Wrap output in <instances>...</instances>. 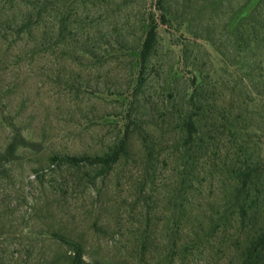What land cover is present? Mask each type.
Masks as SVG:
<instances>
[{"label": "rangeland", "instance_id": "374dc122", "mask_svg": "<svg viewBox=\"0 0 264 264\" xmlns=\"http://www.w3.org/2000/svg\"><path fill=\"white\" fill-rule=\"evenodd\" d=\"M263 233L264 0H0V264H264Z\"/></svg>", "mask_w": 264, "mask_h": 264}, {"label": "trees", "instance_id": "16d2710c", "mask_svg": "<svg viewBox=\"0 0 264 264\" xmlns=\"http://www.w3.org/2000/svg\"><path fill=\"white\" fill-rule=\"evenodd\" d=\"M156 38H157L156 28L152 27L149 29L147 36H146V39L143 43V48H142V52H141V56H142L143 60H147V58L151 55V52H152V50L155 46V43H156ZM187 127L190 129L189 131H192V130L194 131L195 122H193V121L188 122ZM75 161H77V160H75ZM94 161H102L103 163L112 162L113 156H112V158L109 157V159L108 158H96ZM257 249H263L262 251L258 250L259 253L256 254L257 255L256 261H261V260H263V255H264V253H262L264 251V233L261 234L257 238ZM73 252H74V256L72 257L71 264H87L83 260L82 250H73Z\"/></svg>", "mask_w": 264, "mask_h": 264}]
</instances>
